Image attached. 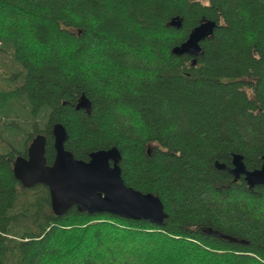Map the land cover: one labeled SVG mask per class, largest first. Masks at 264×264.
Segmentation results:
<instances>
[{"label": "trees", "instance_id": "16d2710c", "mask_svg": "<svg viewBox=\"0 0 264 264\" xmlns=\"http://www.w3.org/2000/svg\"><path fill=\"white\" fill-rule=\"evenodd\" d=\"M173 18L181 27L167 26ZM202 21L213 34L176 56ZM84 96L90 111L76 110ZM77 160L118 149L124 184L157 196L162 226L57 216L17 157L52 128ZM264 156V0H0V264H264V186L233 181Z\"/></svg>", "mask_w": 264, "mask_h": 264}, {"label": "water", "instance_id": "95a60500", "mask_svg": "<svg viewBox=\"0 0 264 264\" xmlns=\"http://www.w3.org/2000/svg\"><path fill=\"white\" fill-rule=\"evenodd\" d=\"M181 19L173 18L167 26L179 29ZM216 27L213 21H202L188 35L185 42L174 47L173 55L195 58L201 53V42L209 38ZM76 110L90 111L89 101L82 96ZM55 156L46 164L45 138L35 137L27 150V158L17 157L13 162V175L23 188L37 185L47 187L53 213L60 216L75 208L79 213L109 214L133 221H147L162 226L167 214L161 200L150 193H141L124 184L117 148L98 150L89 154L88 161L77 160L65 150L68 139L65 128L55 124L52 128ZM260 169L247 170L240 155H233L231 168L215 163V168L226 171L238 181L241 177L248 186H264V156Z\"/></svg>", "mask_w": 264, "mask_h": 264}, {"label": "rangeland", "instance_id": "374dc122", "mask_svg": "<svg viewBox=\"0 0 264 264\" xmlns=\"http://www.w3.org/2000/svg\"><path fill=\"white\" fill-rule=\"evenodd\" d=\"M158 252H159V255L156 256L155 260L157 259L156 260L157 264H160L159 260H161V258H163V255L167 254L168 252L166 249H164L163 251L159 250Z\"/></svg>", "mask_w": 264, "mask_h": 264}]
</instances>
